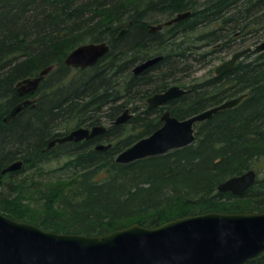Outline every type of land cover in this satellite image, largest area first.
Here are the masks:
<instances>
[{"label": "trees", "instance_id": "1", "mask_svg": "<svg viewBox=\"0 0 264 264\" xmlns=\"http://www.w3.org/2000/svg\"><path fill=\"white\" fill-rule=\"evenodd\" d=\"M186 10L189 16L162 30L146 29ZM262 39L264 0H0V116L20 100L17 81L54 65L32 107L10 121L0 118V171L23 161L0 183V206L25 198L40 202L34 224L89 235L207 211H263L264 175L240 196L218 191L217 185L251 168L264 170V52L247 55L221 75L211 69L194 75L195 65L223 60ZM102 40L109 51L96 64L83 69L64 64L76 46ZM157 55L162 58L154 65L132 73L133 62ZM186 76L194 83H184L188 91L165 106L179 119L247 95L197 123L193 143L116 162L118 152L161 125V108H143L145 98ZM127 107L135 115L103 134L45 149L71 127L109 123ZM99 142L110 146L95 149ZM57 159L58 169L72 167L71 178L41 182L57 169L45 166ZM244 264H264V252Z\"/></svg>", "mask_w": 264, "mask_h": 264}, {"label": "water", "instance_id": "2", "mask_svg": "<svg viewBox=\"0 0 264 264\" xmlns=\"http://www.w3.org/2000/svg\"><path fill=\"white\" fill-rule=\"evenodd\" d=\"M188 15L179 13L164 24L176 22ZM150 31L160 29L162 24H149ZM126 31L123 27L116 37ZM109 49L106 42L89 43L74 48L65 58L67 65L87 67L95 64ZM264 51V39L253 47L235 51L215 68L223 73L232 68L240 56L249 52ZM161 56L151 58L135 67L141 71L155 63ZM28 77L16 83L20 94L36 91L41 75ZM175 85L147 99L149 107L165 104L172 97L183 94ZM246 93L227 99L179 119L168 110L161 114L162 124L150 134L143 136L118 152L115 161L121 164L137 159L166 153L187 146L195 140V124L209 118L218 110L235 106ZM30 100L14 105L3 117L13 118ZM128 109L116 119L117 123L128 118ZM94 126L90 130L78 127L63 137L49 142L82 140L104 130ZM99 144L97 149L109 147ZM23 165L17 160L0 171L2 174L18 170ZM253 169L234 175L218 184L219 191L242 195L255 181ZM264 252V210L259 212H219L179 216L157 226L147 227L132 223L102 235L57 233L44 230L38 225L18 221L0 213V264H244Z\"/></svg>", "mask_w": 264, "mask_h": 264}, {"label": "bare ground", "instance_id": "3", "mask_svg": "<svg viewBox=\"0 0 264 264\" xmlns=\"http://www.w3.org/2000/svg\"><path fill=\"white\" fill-rule=\"evenodd\" d=\"M185 12H188V15H186L185 17H187V16H189L190 15V11L189 10H186V11H181V12H178V13H176L174 16H172L171 18H173V17H175L176 15H178L179 13H185ZM185 17H183V18H185ZM171 18H169V19H171ZM183 18H181V19H183ZM169 19H167V20H169ZM180 19V20H181ZM167 20H164V21H161V22H157V23H148L147 25H146V29L148 30V31H150L149 30V27H148V25L149 24H153V25H157V24H162V27L160 28V29H156V30H154V31H158V30H162L164 27H166V26H168V25H170V24H172V23H175V22H172V23H170V24H164V22L165 21H167ZM180 20H178V21H180ZM178 21H176V22H178ZM125 27V26H124ZM123 28V27H122ZM121 28V29H122ZM126 28V27H125ZM120 29V30H121ZM119 30V31H120ZM126 30H127V28H126ZM119 31L116 33V35H115V39H117V38H119V37H116L118 34H119ZM154 31H152V32H154ZM125 33V32H124ZM123 33V34H124ZM122 36V35H121ZM120 36V37H121ZM263 40V39H262ZM106 42L108 45H109V43H108V41H106V40H102V41H90V42H85V43H81L80 45H84V44H89V43H97V42ZM261 41V40H260ZM259 42V41H258ZM258 42H256L255 44H257ZM255 44H253V45H244V46H241V47H239V48H237L236 50H234V51H232L231 53H229V54H227V58H225V59H223V60H220V62H218V63H216L215 65H214V61H212V62H209L208 64H206V65H204V67H207L208 66V69H211V71H212V73L214 74V75H221V74H223V73H225V72H227V71H229L230 69H232L234 66H235V64L237 63V61H240V60H242L244 57H246L247 55H254V54H258V53H262V52H264V51H261V52H255V53H253V52H249V53H245V54H243L242 56H240L239 58H237V60H236V62H235V64H234V66L232 67V68H230L229 70H227V71H225V72H223V73H220V74H217V73H215V68L217 67V66H219L220 65V63L221 62H223L224 60H226V59H228L235 51H237V50H240V49H242V48H245V47H248V46H251V47H253ZM79 46V45H78ZM77 47V46H76ZM72 50H74V48L72 49ZM72 50H70L69 51V53L72 51ZM108 51H109V49H108ZM107 51V52H108ZM106 52V53H107ZM68 53V54H69ZM106 53L102 56V57H104L105 55H106ZM67 54V55H68ZM66 55V56H67ZM157 56H161V58H162V55H157ZM157 56H153V57H150V58H147V59H145V60H143V61H139V62H133V63H135L132 67H131V69H132V73L133 74H138V72H142V71H144L145 69H147V68H149L150 66H152V65H154L158 60H160V59H158L155 63H153L152 65H150V66H148V67H146L145 69H142L141 71H138V72H135V67H137L138 65H140L141 63H143V62H145L146 60H148V59H151V58H155V57H157ZM101 57V58H102ZM66 58V57H65ZM65 58H64V60H65ZM100 58V59H101ZM99 59V60H100ZM98 60V61H99ZM97 61V62H98ZM64 62V61H63ZM96 62V63H97ZM95 63V64H96ZM64 64L66 65V66H68V67H70V68H73V69H83V68H81V67H74V66H70V65H67L65 62H64ZM94 65V64H93ZM92 66V65H91ZM91 66H87V67H91ZM46 67H51L48 71H47V73L50 71V70H52L53 68H54V65H49V66H46ZM46 67H44L43 69H45ZM195 68H198L199 66L198 65H195L194 66ZM84 68H86V67H84ZM43 69H41V70H39V72H38V74L37 75H35V76H39L40 75V72L43 70ZM47 73L46 74H43V75H41V78H40V80H39V82H38V85H37V88H36V91L38 90V88H39V86L42 84V82L46 79V75H47ZM35 76H32V77H35ZM28 77H31V76H26V77H24V78H22V79H25V78H28ZM22 79H20V80H22ZM193 77L192 76H186L185 78H184V82H172L166 89H168L169 87H172V86H175V85H177V86H179V87H181L183 90H184V92H183V94H185L187 91H188V88H187V85H185L184 83H194V81H193ZM18 82V81H17ZM16 82V83H17ZM16 83H15V88H16V92H17V95H18V97L20 98V100L17 102V103H15L14 105H16V104H18V103H20V102H23V101H25V100H30V103L29 104H27V105H25L13 118H15L19 113H21L22 112V110L24 109V108H26V107H32L34 104H35V102H36V98L33 96V94L34 93H36V91L34 92V93H31V92H28V93H25V94H20L19 93V91H18V87L16 86ZM166 89H164V90H162V91H165ZM162 91H154V92H152V93H150L146 98H145V100H144V103H143V105H142V107L143 108H146L147 110H153V109H155V108H157V107H159V105H157V106H152V107H149V104H148V102H147V99L149 98V97H151V96H153L154 94H156V93H161ZM246 93V92H245ZM241 94H243V93H241ZM240 94V95H241ZM28 96V95H30L31 97H21V96ZM182 95V94H181ZM181 95H179V96H181ZM246 95H247V93H246ZM179 96H176V97H172V98H170L169 100H167L166 102H167V104H169V103H172L174 100H176V98H178ZM239 95H237V96H233V97H229V98H227V99H232V98H235V97H238ZM245 96H243L240 100H239V102L244 98ZM227 99H225V100H227ZM225 100H223V101H225ZM223 101H221L220 103H222ZM238 102V103H239ZM220 103H218V104H220ZM237 103V104H238ZM13 105V106H14ZM162 105H164V104H162ZM215 105H217V104H215ZM12 106V107H13ZM212 106H214V105H212ZM212 106H210V107H212ZM12 107H10L3 115H1L0 116V118H1V121H3V117L8 113V111L12 108ZM233 107V106H232ZM130 108V107H129ZM129 108L127 107V108H125L124 110H126V109H128V112H127V114L129 115L128 116V118L124 121V122H126L129 118L131 119L134 115H135V113H136V111L135 110H133V109H131L130 108V111H129ZM207 108H209V107H207ZM206 108V109H207ZM229 108H231V107H229ZM224 109H226V108H224ZM165 110H167V109H163L162 111H161V114L163 113V111H165ZM205 110V109H204ZM222 110V109H221ZM201 111H203V110H201ZM201 111H198V112H201ZM219 111V110H218ZM198 112H195V113H198ZM122 113H120L118 116H116L111 122H107V123H101V124H96V125H91V126H73V127H71L68 131H67V133H65V134H63L62 136H56L55 138H53L52 140H54V139H56V138H59V137H63V136H65L66 134H68L71 130H74L75 128H78V127H86V128H88L89 130L92 128V127H94V126H103L105 129L102 131V130H100L101 131V133L102 132H104V131H106V127H108V126H110V125H118V124H121V123H124V122H121V123H117L116 122V119L121 115ZM161 114H160V117H161ZM214 114V113H213ZM212 116V115H211ZM210 116V117H211ZM209 117V118H210ZM13 118H10V119H7V120H5V121H3V122H7V121H10V120H12ZM206 119H208V118H206ZM162 122V121H161ZM201 122V121H200ZM197 123H199V122H197ZM196 123V124H197ZM196 124H195V126H196ZM194 126V127H195ZM158 128V127H157ZM156 128V129H157ZM155 129V130H156ZM154 131V130H153ZM152 131V132H153ZM100 133V132H99ZM100 133V134H101ZM98 134V133H97ZM91 138H93V136L92 137H90V138H84V139H91ZM52 140H50V141H52ZM83 140V139H82ZM50 141H48V143H47V146H46V150H49V149H51L55 144H59L58 142H56L55 144H53L52 146H50V147H48V144H49V142ZM68 141H74V140H68ZM78 141H81V140H78ZM76 142V141H75ZM194 142V141H193ZM192 142V143H193ZM99 144H102V145H108V144H106L105 142H99V143H97L96 145H95V149H97L96 148V146L97 145H99ZM128 147V146H127ZM185 147V146H184ZM181 148V147H180ZM103 149H105V148H103ZM17 160H21V159H17ZM17 160H14V161H12L11 163H13V162H15V161H17ZM11 163H9V164H11ZM8 164V165H9ZM251 169H253V168H251ZM248 170H250V169H248ZM254 170V169H253ZM15 171V170H14ZM255 171V170H254ZM13 172V171H12ZM255 173H256V171H255ZM4 174H6V173H4ZM3 175V174H2ZM9 177V175L7 174V176H6V178H8ZM226 180V179H225ZM224 180V181H225ZM255 180H256V178H255ZM223 182V181H222ZM255 182V181H254ZM217 187H218V185H217ZM248 189V188H247ZM246 189V190H247ZM217 190H218V188H217ZM219 191V190H218ZM221 192H224V191H221ZM245 193V192H244ZM233 195H236V194H233ZM243 195V194H242ZM236 196H238V195H236ZM240 196V195H239Z\"/></svg>", "mask_w": 264, "mask_h": 264}, {"label": "rangeland", "instance_id": "4", "mask_svg": "<svg viewBox=\"0 0 264 264\" xmlns=\"http://www.w3.org/2000/svg\"><path fill=\"white\" fill-rule=\"evenodd\" d=\"M226 56L227 55H223L222 57H224L225 59L227 58ZM218 62H220L219 59L215 60L214 65ZM207 70H208V66L207 67L199 66V68H197L194 75L200 76L203 73H205ZM61 164H62V160L60 159H57L54 162L50 161L45 166V169H52L53 167L57 168V167H60ZM71 175H72V167H69V168L64 167V168H59V169L57 168L55 171L46 172L44 176L47 179H42L41 182L48 183L49 185H53L54 182H57L56 179L66 180ZM263 175H264V170L256 171V179L258 178V176H263ZM7 207L9 210L7 209ZM15 210H19V211H15ZM7 211L9 213H12V215L15 216L14 218H17L18 221H25V222L33 223L35 219L38 217V215L40 214V212L42 211V206L40 202H33L25 198V199H19L18 201H14L10 203V206L8 205L0 206V213L9 217V213H7Z\"/></svg>", "mask_w": 264, "mask_h": 264}, {"label": "flooded vegetation", "instance_id": "5", "mask_svg": "<svg viewBox=\"0 0 264 264\" xmlns=\"http://www.w3.org/2000/svg\"><path fill=\"white\" fill-rule=\"evenodd\" d=\"M138 73H140V72H138ZM33 96H34L35 98L37 97L36 94H33ZM21 97H24V98L26 97V98H27V97H31V96H30V95H28V96L25 95V96H21ZM166 105H167V102H166L164 105H159V107H157V108H161V111H162V110L165 108ZM129 111H130V108H129ZM122 113H123V112H122ZM19 114H20V113H19ZM19 114H18V115H19ZM18 115H17V116H18ZM160 121H161V119H160ZM161 124H162V122H161ZM88 127H89V126H88ZM107 128H108V127H106V130H107ZM104 132H105V131H104ZM104 132H102V133L100 132V133L103 134ZM100 133L94 135L93 138L96 137V136H98V135H100ZM91 139H92V138H91ZM64 142H66V141H64ZM61 143H63V142H61ZM61 143H59V144H61ZM11 172H12V171L7 172L6 174L1 175V177H0V183L5 182L4 180L6 179L7 174L10 176V175H11Z\"/></svg>", "mask_w": 264, "mask_h": 264}]
</instances>
